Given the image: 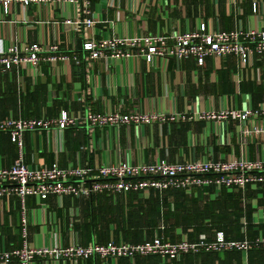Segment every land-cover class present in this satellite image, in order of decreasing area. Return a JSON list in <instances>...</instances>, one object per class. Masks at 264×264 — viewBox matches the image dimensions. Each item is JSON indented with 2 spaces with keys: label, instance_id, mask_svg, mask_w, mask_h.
<instances>
[{
  "label": "crops",
  "instance_id": "crops-1",
  "mask_svg": "<svg viewBox=\"0 0 264 264\" xmlns=\"http://www.w3.org/2000/svg\"><path fill=\"white\" fill-rule=\"evenodd\" d=\"M87 9L85 13L80 1L30 5L25 10L15 4L7 15L0 9V50L10 41L20 48L32 43L56 44L59 51L80 58L78 65L70 59L41 60L25 68L0 66V118H54L62 111L70 116L152 112L161 120L138 127L130 123L25 132V164L96 168L126 160L173 162L239 155L233 136L239 130L236 120L219 128L210 121L196 120L191 110L256 107L264 100V57L253 55L250 64L240 69L232 55L207 57L201 66L193 58L155 57L149 62L137 56L143 47L140 44L128 58L90 60L82 43L105 36L183 33L203 23L214 31L264 29V0H89ZM82 18L95 22L90 26L73 23ZM259 144V139L248 144L251 159L263 152ZM17 156V145L0 133V167L10 166ZM23 218L30 246L138 243L155 235L171 241H196L201 235L212 239L217 232L231 239H254L264 234V186L244 192L206 186L103 192L90 198L26 196L23 202L16 195H3L0 248L21 245ZM232 226L240 238L231 237L234 230L228 234L222 229ZM250 255V261L238 251L187 254L180 261L155 255L137 256L133 262L125 257L76 262L35 257L31 264H264V252ZM7 264L19 262L12 259Z\"/></svg>",
  "mask_w": 264,
  "mask_h": 264
},
{
  "label": "built area",
  "instance_id": "built-area-1",
  "mask_svg": "<svg viewBox=\"0 0 264 264\" xmlns=\"http://www.w3.org/2000/svg\"><path fill=\"white\" fill-rule=\"evenodd\" d=\"M88 13L89 0H0V9L7 15L11 6L19 4L23 10L30 5L77 4ZM111 1V0H109ZM234 0H229L233 3ZM65 10V9H64ZM11 22H14L11 20ZM65 22L71 23L67 19ZM95 21L92 18H82L73 21L74 24L90 26ZM140 47L137 56L147 61L155 57L167 60L173 58L183 60L193 58L199 66L207 57H225L232 55L237 60V69L250 64L253 55L264 57V29H248L243 31L235 28L228 31L207 30L206 25L183 33L146 36H105L98 40L83 41L82 50L90 60L108 58H128L132 56L131 49ZM72 60L80 63L77 54H68L58 50L56 44L48 47L32 43L23 48L15 42H9L0 50V66L10 69L13 66H31L39 61ZM196 120L210 121L222 126L236 120L239 130L234 133L235 142L240 148L239 155L218 159L192 158L185 161L157 160L149 163H131L128 160L118 164H102L96 168L90 166L60 167L52 164L49 167H32L23 161L22 142L25 132L34 133L38 130L62 131L68 126L102 127L134 124L141 126L161 120L155 113H85L70 116L62 111L54 118H0V132L6 133L17 145L18 156L8 167H0V197L16 195L23 202L26 196H34L45 200L48 196L64 195L90 198L92 195L113 192L127 193L130 191L146 192L150 189H192L206 186L216 188H260L264 186V149L254 159L249 156L248 144L255 139L260 140L264 148V100L256 107L250 104L241 109L221 107L203 111L191 110ZM223 143V140H221ZM22 242L19 247L6 250L0 248V263L7 264L12 259L19 264H31L35 257L48 258L54 261L64 260L76 262L91 257L101 259L128 258L131 262L137 256H162L168 260L180 261L187 254L222 253L238 251L247 256L253 249L264 250V234L254 239L226 238L222 232L215 233L212 239L201 235L196 241L180 238L176 241L155 235L149 240L138 243L107 242L89 245L52 244L45 246H30L26 240L25 219H22Z\"/></svg>",
  "mask_w": 264,
  "mask_h": 264
},
{
  "label": "trees",
  "instance_id": "trees-1",
  "mask_svg": "<svg viewBox=\"0 0 264 264\" xmlns=\"http://www.w3.org/2000/svg\"><path fill=\"white\" fill-rule=\"evenodd\" d=\"M0 133H2V132H0ZM6 134V133H5ZM9 137V136H8ZM9 139H10V137H9ZM11 141V140H10ZM12 142V141H11ZM232 227H234V226H232ZM232 227H226V228H222L223 229V231H225L226 233H228V234H231V232L230 231H232V230H234V232H233V234H232V236L231 237H235V238H240L242 235H241V233H239V231H238V229L236 228V227H234V228H232ZM260 251H262V252H264L263 250H259V249H253L252 251H248V253H247V256H248V260L250 261V253H254V254H256V253H260ZM250 264V263H249Z\"/></svg>",
  "mask_w": 264,
  "mask_h": 264
}]
</instances>
